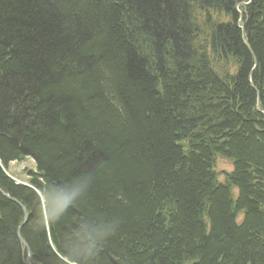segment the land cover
<instances>
[{
  "label": "trees",
  "instance_id": "trees-1",
  "mask_svg": "<svg viewBox=\"0 0 264 264\" xmlns=\"http://www.w3.org/2000/svg\"><path fill=\"white\" fill-rule=\"evenodd\" d=\"M242 1L0 0V188L33 264H264V0L254 54ZM23 222L0 192V264H26Z\"/></svg>",
  "mask_w": 264,
  "mask_h": 264
},
{
  "label": "rangeland",
  "instance_id": "rangeland-1",
  "mask_svg": "<svg viewBox=\"0 0 264 264\" xmlns=\"http://www.w3.org/2000/svg\"><path fill=\"white\" fill-rule=\"evenodd\" d=\"M231 169H232V163L229 160L224 159V158H221L219 160L217 170L219 173H221V178H223L222 173L224 170L229 171ZM29 171H37L36 163L33 158H27L26 160L21 161V162H18V161L11 162L7 172L10 176H12L18 182L26 183L29 180V175H28Z\"/></svg>",
  "mask_w": 264,
  "mask_h": 264
},
{
  "label": "water",
  "instance_id": "water-1",
  "mask_svg": "<svg viewBox=\"0 0 264 264\" xmlns=\"http://www.w3.org/2000/svg\"><path fill=\"white\" fill-rule=\"evenodd\" d=\"M243 39H244V43H246V46H247V47L249 48V50L254 54V52H253V50H252V48H251V45H250L247 41H245V34H244V33H243ZM256 65H257V62H256ZM254 70H255V68L250 72V76H251V74L254 72ZM256 108H257V110H258L260 113L264 114V109H263V106H262V102H261L260 97H258V99H257V107H256ZM0 192L3 193L4 195H7V197H8L9 199H11L12 201L18 203V204L23 208V211H24V223L21 224V225L19 226L17 233H18V237H19L20 241L22 242V244L25 245V246L28 248V258H27L26 264H32V259H33V253H32V250H31L30 247L28 246L27 241H26V240L23 238V236H22L23 227H24V225L26 224V222H27L28 219H29V213H28V211L26 210L25 206H24L21 202H19L16 198H14V197H12V196H9V195L6 194V192H4V190H2L1 188H0Z\"/></svg>",
  "mask_w": 264,
  "mask_h": 264
},
{
  "label": "bare ground",
  "instance_id": "bare-ground-1",
  "mask_svg": "<svg viewBox=\"0 0 264 264\" xmlns=\"http://www.w3.org/2000/svg\"><path fill=\"white\" fill-rule=\"evenodd\" d=\"M252 2V0H249V1H242L240 2L239 4L236 5V10L238 11L239 15H240V18L238 20V24L240 25L241 29H242V38H243V33L245 34V41L248 42V39H247V34H246V31L244 29V16H243V12H242V7H245L247 5H249L250 3ZM244 40V39H243ZM249 43V42H248ZM246 44V43H245ZM250 82H251V85L255 87V84L253 83L252 81V77L250 78ZM258 97H260V91L258 90ZM261 99V97H260ZM262 102V100H261ZM263 106V105H262ZM257 107V105H256ZM264 109V108H263ZM14 179V178H13ZM16 182H18L16 179H14Z\"/></svg>",
  "mask_w": 264,
  "mask_h": 264
}]
</instances>
